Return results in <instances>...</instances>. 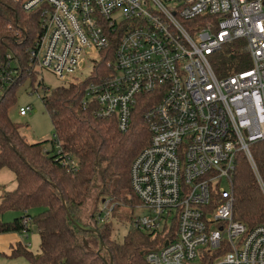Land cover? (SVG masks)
<instances>
[{"label":"built area","instance_id":"2783aa9c","mask_svg":"<svg viewBox=\"0 0 264 264\" xmlns=\"http://www.w3.org/2000/svg\"><path fill=\"white\" fill-rule=\"evenodd\" d=\"M15 1L40 14L28 72L66 80L89 61L83 104L95 103L121 132L140 96L155 99L144 115L150 143L130 171L135 208L146 213L132 227L165 240L147 264H264V224L249 229L234 218L233 192L244 155L264 197L252 154L264 142V0ZM236 40L246 42L252 67L219 78L210 57ZM7 59L0 82L12 85L18 71L12 54ZM103 60L106 71L91 80ZM32 111L28 105L19 114ZM54 151L61 155L58 142ZM103 203L93 225L113 219L114 206Z\"/></svg>","mask_w":264,"mask_h":264},{"label":"trees","instance_id":"16d2710c","mask_svg":"<svg viewBox=\"0 0 264 264\" xmlns=\"http://www.w3.org/2000/svg\"><path fill=\"white\" fill-rule=\"evenodd\" d=\"M39 20V12H24L20 1L0 0V72L9 69L8 54H12L13 69L18 71L12 85L0 82V170L12 171L17 183L15 190L3 193L0 216L6 212L22 214L11 222H1L0 233L29 232L26 219L37 228L40 254L35 255L22 242L11 249V257L23 256L28 264H147V253L161 248L163 238L131 225L118 242L112 221L91 226L85 221V212L90 203L109 200L114 206L113 218L133 223L132 213L140 202L131 187L130 171L150 143L144 115L155 99L140 96L129 130L121 132L114 117L98 114L95 103L84 106L88 81L59 86L42 98L54 128L53 138L29 144L11 120L10 111L17 103V88L28 78L33 82L36 74H29L26 68L29 48L40 32ZM210 62L219 78L252 67L244 40L225 44ZM105 69L103 60L95 66L91 80L98 79ZM56 142L61 155L54 153ZM252 154L264 180V142L254 144ZM65 157L75 160L76 166L65 165ZM233 185L234 218L249 229L264 224V197L244 155L238 158ZM33 210L38 212L30 214ZM95 215L92 213L90 220Z\"/></svg>","mask_w":264,"mask_h":264},{"label":"rangeland","instance_id":"374dc122","mask_svg":"<svg viewBox=\"0 0 264 264\" xmlns=\"http://www.w3.org/2000/svg\"><path fill=\"white\" fill-rule=\"evenodd\" d=\"M91 73L92 67L89 61H87V65L84 69L78 70L74 76L66 80H60L51 71L38 69L36 77L34 75L33 82L28 78L17 88V103L10 111V118L19 126L21 135L26 138L29 144L42 143L53 138L54 128L44 105V101L42 100L46 92L54 90L59 86L69 85L73 82H84L86 79H88ZM28 105L33 108V111L27 117H21L19 114V109ZM45 150L47 152L51 150L50 144L45 146ZM11 173H9V175H11ZM222 186H226L225 180L222 181ZM104 201L99 200L96 202V205L94 202L87 205L85 221L90 223L91 226L93 225V221L90 220L91 214L100 212L104 205ZM36 212H38V210H33L30 212V214H35ZM132 214L135 218L143 217L146 213L141 208H135ZM21 215L22 214L18 212H6L0 216V223L2 222L1 220H4L3 222H11ZM131 225L132 223L128 221H118L116 218L112 219V227L114 231L113 234L118 242L123 241L127 232L131 228ZM18 238L23 244L27 246L29 251L35 255L40 254L39 233L37 228L30 224V231L27 233V237L23 236L22 234L16 235L0 233V264H28L27 260L23 256L11 257V254H8L9 248L11 247L10 244H12V242Z\"/></svg>","mask_w":264,"mask_h":264},{"label":"crops","instance_id":"0c3cea01","mask_svg":"<svg viewBox=\"0 0 264 264\" xmlns=\"http://www.w3.org/2000/svg\"><path fill=\"white\" fill-rule=\"evenodd\" d=\"M10 171V170H9ZM8 169L0 171V203H1V197L3 195L4 192H8V191H13L15 190L17 183H16V177L14 175V173L12 171L9 172ZM11 173V175H9V173ZM2 222L4 220H1ZM11 221V220H8ZM8 234H20V233H8ZM27 237V235H26ZM20 238V237H19ZM16 239L12 242L11 247L9 248V255L11 254V249L19 242H22L21 240Z\"/></svg>","mask_w":264,"mask_h":264},{"label":"water","instance_id":"95a60500","mask_svg":"<svg viewBox=\"0 0 264 264\" xmlns=\"http://www.w3.org/2000/svg\"><path fill=\"white\" fill-rule=\"evenodd\" d=\"M90 231H92V230H90ZM92 232H94L95 234H97V232L95 230H93ZM103 248H104V243L101 242V248L100 249L102 250ZM106 264H108V263H106Z\"/></svg>","mask_w":264,"mask_h":264}]
</instances>
